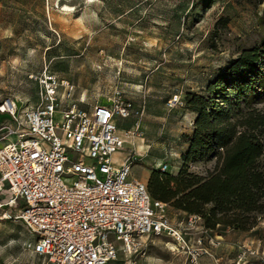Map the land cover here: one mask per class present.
Returning a JSON list of instances; mask_svg holds the SVG:
<instances>
[{"label":"rangeland","instance_id":"1","mask_svg":"<svg viewBox=\"0 0 264 264\" xmlns=\"http://www.w3.org/2000/svg\"><path fill=\"white\" fill-rule=\"evenodd\" d=\"M263 41L264 0H0V103L10 98L21 107H36L44 74L71 82L84 108L118 97L132 101L144 111L142 137H126L133 118L119 119L118 129L126 142L123 152L129 149L131 178L148 187L163 166L173 176L185 166L198 117L189 106L190 95L215 99L208 85ZM257 69L251 88L231 90V101L244 95L242 115L250 110L264 115V60ZM175 97L180 102L170 108ZM216 165L211 155L187 166L190 173L207 177ZM163 211L190 249L203 239L207 253L199 264H264V219L249 232L219 227L204 233L200 226L187 228V213L169 204ZM34 241L22 224L0 222V264H49L30 247ZM141 241L137 264H192L189 251L166 235ZM117 247H122L119 241ZM246 249L255 254L241 261ZM125 260L121 252L109 264Z\"/></svg>","mask_w":264,"mask_h":264},{"label":"built area","instance_id":"2","mask_svg":"<svg viewBox=\"0 0 264 264\" xmlns=\"http://www.w3.org/2000/svg\"><path fill=\"white\" fill-rule=\"evenodd\" d=\"M39 83L36 107H21L10 98L0 103V115L9 118L0 123V222L23 224L36 238L30 245L34 253L51 264H109L121 252L125 264H137L141 240L151 235L174 239L189 251L191 263L199 264L207 253L203 239L190 249L162 214L165 204L131 178L130 155L120 166L114 161L125 146L118 120L135 119L126 137H142L144 111L121 97L84 108L71 82L44 74ZM179 102L175 97L168 104L175 108ZM201 222L189 216L187 228L200 226L206 233ZM247 253L255 254L246 249L241 261Z\"/></svg>","mask_w":264,"mask_h":264},{"label":"trees","instance_id":"3","mask_svg":"<svg viewBox=\"0 0 264 264\" xmlns=\"http://www.w3.org/2000/svg\"><path fill=\"white\" fill-rule=\"evenodd\" d=\"M263 60L264 41L243 52L208 85L215 99L190 95L189 106L198 117L183 156L185 166L176 176L155 172L149 179L153 200L200 217L211 231L226 227L249 232L264 219V115L256 110L242 115V93L235 101L229 99L234 87L243 92L253 86ZM211 155L217 165L207 177L189 172L188 164Z\"/></svg>","mask_w":264,"mask_h":264},{"label":"crops","instance_id":"4","mask_svg":"<svg viewBox=\"0 0 264 264\" xmlns=\"http://www.w3.org/2000/svg\"><path fill=\"white\" fill-rule=\"evenodd\" d=\"M9 120V118L7 117V116H5V115H0V123L1 122H4V121H8ZM124 138V137H123ZM130 140H132V139H130ZM128 151H129V149L127 150V151H125V152H123V150L122 151H120L119 153H117L115 156H114V161H115V163H116V165L117 166H120L121 164H122V162H123V160L125 159V157L127 156V155H129L128 154ZM143 151V150H142ZM15 223V222H14ZM21 224V223H20ZM23 225V224H22ZM24 226V225H23ZM25 227V226H24ZM30 233V232H29ZM31 234V233H30ZM31 235H33V234H31ZM34 236V235H33ZM35 240H36V238H35ZM35 242V241H34ZM38 256V255H37ZM38 257H40V256H38ZM42 258V257H41ZM49 264H51V263H49Z\"/></svg>","mask_w":264,"mask_h":264},{"label":"bare ground","instance_id":"5","mask_svg":"<svg viewBox=\"0 0 264 264\" xmlns=\"http://www.w3.org/2000/svg\"><path fill=\"white\" fill-rule=\"evenodd\" d=\"M125 141V140H124ZM125 145H126V142H125ZM139 148H142V146H139ZM143 150V149H142ZM164 212V211H163Z\"/></svg>","mask_w":264,"mask_h":264}]
</instances>
